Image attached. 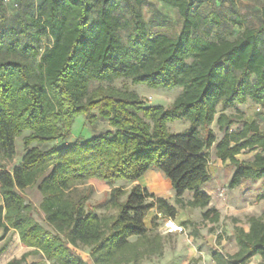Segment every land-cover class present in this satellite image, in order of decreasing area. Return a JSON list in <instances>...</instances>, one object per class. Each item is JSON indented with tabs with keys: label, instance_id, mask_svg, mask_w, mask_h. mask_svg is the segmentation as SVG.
I'll return each mask as SVG.
<instances>
[{
	"label": "trees",
	"instance_id": "16d2710c",
	"mask_svg": "<svg viewBox=\"0 0 264 264\" xmlns=\"http://www.w3.org/2000/svg\"><path fill=\"white\" fill-rule=\"evenodd\" d=\"M154 1L177 10V34L148 27L142 14L148 0H43L27 5L11 26L0 0V241L14 231L34 250L7 264H29V254L51 264H89L76 253L80 247L93 264H142L163 255V238L145 219L156 209L175 220L177 207L136 184L129 192L113 189L108 208L116 214L101 217L86 208L87 196L72 194L79 183H136L158 170L176 206L205 210L203 220L213 224L220 213L203 190L211 181L206 151L215 147L216 157L233 167L228 189L264 183V131L227 113L248 101L264 108V23L234 40L212 37L222 24L214 0ZM118 79L182 92L170 107L115 89L90 92L92 83ZM79 116L91 127L106 121L113 131L67 145ZM179 120L190 127L171 134L167 125ZM24 133L17 164L16 142ZM246 152L256 153L249 161L237 159ZM32 188L42 197L38 211L24 194ZM186 193H192L189 201ZM39 213L47 228L33 217ZM181 225L195 226L191 220ZM247 225V231L235 225V254L210 249L215 264L264 260V216L248 217Z\"/></svg>",
	"mask_w": 264,
	"mask_h": 264
},
{
	"label": "rangeland",
	"instance_id": "374dc122",
	"mask_svg": "<svg viewBox=\"0 0 264 264\" xmlns=\"http://www.w3.org/2000/svg\"><path fill=\"white\" fill-rule=\"evenodd\" d=\"M43 0H22L18 3L16 0H4L3 8L5 10L6 21L9 26L13 25V21L19 16L21 11L27 5H38ZM214 9L222 20L220 28H214L211 32L212 37L221 35L229 40H234L239 37L242 31L246 28H257L264 23V0H214ZM208 10L204 6V13L208 14ZM144 20L148 27L154 32H162L168 35H175L180 30V18L176 9L163 3L148 0L147 4L142 9ZM240 21V25L234 24V21ZM1 23V20H0ZM125 33L122 36L125 37ZM45 44L42 45L44 47ZM23 60L19 56H10ZM99 87L105 89H115L125 93H135L142 101L150 106L170 107L175 99L181 94V88L174 89H150L141 85H134L130 80L118 79L105 83H92L90 92ZM228 114L237 115L243 121L252 119L264 131V108L248 101L247 103L238 106L227 112ZM93 114L98 115L97 110ZM237 128L241 125L240 119ZM168 131L171 134L183 133L190 127L189 122L179 120L171 122L167 125ZM212 130L218 138L222 136L218 126L214 123L211 126ZM113 131L106 121L99 120L98 124L91 127L85 119V116H79L71 130V136L67 145H72L77 141H87L97 135L105 134ZM16 142L17 157L15 162L20 163L22 156L25 153L23 137ZM55 146L61 147L65 144L58 143ZM46 148V147H44ZM209 172L213 175V181L206 186V189L216 196L215 205L223 204V211L229 214L224 219H220L218 223L204 221L202 214L205 210L185 208L180 209L175 204L174 191L171 188L170 182L162 176L157 179L155 176L148 174L143 182L148 186H142L151 194L158 198H163L170 205L177 207L176 221L183 223L181 219L191 220L195 226L185 227L186 232L183 234L169 235L162 230V222L165 218L163 214L158 213L155 209L150 212L149 218L146 220V225L150 231L159 234L163 238L164 251L161 257H153L149 261L142 264H215L212 260L210 249L220 250L223 254L233 255L235 251V243L233 231L235 225L247 228V218L261 214L264 216V201L261 194L264 192L262 182H246L243 186L231 191L227 188V177L230 168L229 164L222 165L218 162L215 154V148L208 150ZM161 174L160 171L154 170ZM142 179V178H141ZM150 183V184H149ZM135 183L118 182L108 184L107 182L92 180L77 184L73 191V195L87 196L86 208L91 209L99 216H114L115 210L108 208L110 192L115 188L123 189L129 192ZM26 200L31 202L37 209L42 201L41 195L36 188L28 189L24 192ZM184 200L189 201L192 198V193H186ZM125 198H123L124 200ZM37 222L43 225V214H33ZM234 220L238 221L235 224ZM3 237V232L0 231V239ZM6 239H10V243L4 254L0 256V264H5L9 259L21 258L24 254L33 253V249L24 247L18 233L11 231ZM0 241V249L4 246L5 240ZM224 242V243H223ZM76 253L81 256L87 263L93 264L89 258V250L80 247ZM29 264H51L47 262L41 254H29L27 258Z\"/></svg>",
	"mask_w": 264,
	"mask_h": 264
},
{
	"label": "crops",
	"instance_id": "0c3cea01",
	"mask_svg": "<svg viewBox=\"0 0 264 264\" xmlns=\"http://www.w3.org/2000/svg\"><path fill=\"white\" fill-rule=\"evenodd\" d=\"M247 122H255V120L254 119H252V120H250V121H248V120H246ZM260 127V126H259ZM213 148V147H212ZM211 148V149H212ZM215 148V147H214ZM206 152H208V151H206ZM255 153L256 152H246V153H243V154H241V155H239L238 157H237V159L238 160H240V161H249V160H251L252 158H253V156L255 155ZM215 154H216V151H215ZM217 158V157H216ZM218 159V158H217ZM218 162L220 163V164H222V165H225V164H223L219 159H218ZM233 171H234V169H233V167L232 166H230V168H229V171H228V177H227V184H228V182H229V180L231 179V177H232V174H233ZM148 174H150V175H153V176H155V178H157V179H159V178H161L162 176H164L163 175V173H158V172H156V171H154V169H151V170H149L148 171V173L142 178V179H140L139 181H137L136 183H135V185L137 184V185H140V186H148V184L146 183V182H143L142 180H145V178H147L146 176H148ZM211 174V173H210ZM165 177V176H164ZM163 178V177H162ZM213 175L211 174V181L207 184V185H209L212 181H213ZM259 182H261V181H259ZM246 182H243L239 187H241V186H243L244 184H245ZM150 184V183H149ZM207 185H205L204 186V188H203V190L207 193V194H209L210 196H211V198H212V200H211V205H210V207H212V208H215L219 213H220V219H224L227 215L229 216V214H227V213H225L226 211H223V207H224V205L223 204H220L221 206H219V205H215V200H216V196H214L211 192H209L207 189H206V186ZM262 186L264 187V183H262ZM238 188V187H237ZM237 188H235V189H237ZM235 189H230L231 191H233V190H235ZM263 194V193H262ZM261 194V195H262ZM174 196H175V194H174ZM262 201H264V199H262ZM0 205H2V201H1V199H0ZM172 206H174V207H176L175 205H172ZM149 216H150V213L148 214V216L146 217V219H145V224H146V220L149 218ZM257 217H259V216H261V214H258V215H256ZM176 221V220H175ZM181 221H183V222H186V221H188L187 219H181ZM177 222V221H176ZM178 223V222H177ZM180 224H182V223H180ZM147 226V225H146ZM148 228V227H147ZM149 229V228H148ZM246 231L248 230V227L247 228H244ZM150 230V229H149ZM169 235H176V234H169ZM233 236H234V231H233ZM224 243V242H223ZM234 243H235V251H234V253L233 254H235L237 251H238V246H237V244H236V241H235V238H234ZM11 260V259H10ZM9 259L5 262V264H7L9 261H10ZM249 264H264V260L260 257V256H255V257H253V259L250 261V263Z\"/></svg>",
	"mask_w": 264,
	"mask_h": 264
},
{
	"label": "built area",
	"instance_id": "2783aa9c",
	"mask_svg": "<svg viewBox=\"0 0 264 264\" xmlns=\"http://www.w3.org/2000/svg\"><path fill=\"white\" fill-rule=\"evenodd\" d=\"M162 230L165 234H183L186 232L183 225L170 218H164L162 222Z\"/></svg>",
	"mask_w": 264,
	"mask_h": 264
}]
</instances>
